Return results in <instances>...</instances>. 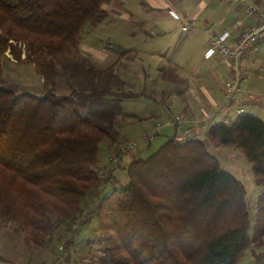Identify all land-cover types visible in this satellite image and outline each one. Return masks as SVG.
<instances>
[{
	"label": "trees",
	"instance_id": "1",
	"mask_svg": "<svg viewBox=\"0 0 264 264\" xmlns=\"http://www.w3.org/2000/svg\"><path fill=\"white\" fill-rule=\"evenodd\" d=\"M108 1L0 0V218L22 227L34 244L60 224L66 235L87 198L109 180L97 166L100 146L107 136L117 141V110L133 95L118 92L117 77L88 58L72 61L85 24L105 20ZM13 40L37 55L42 76L72 77V90L52 87L39 96L6 86L2 56ZM82 107L107 112L89 117ZM219 146L239 150L263 186L253 237L245 185L209 151ZM127 176V185L97 197L79 227L96 220L99 264H237L251 243H263L264 121L253 114L212 124L206 141L172 137L135 158ZM77 233L62 242L65 264Z\"/></svg>",
	"mask_w": 264,
	"mask_h": 264
},
{
	"label": "crops",
	"instance_id": "2",
	"mask_svg": "<svg viewBox=\"0 0 264 264\" xmlns=\"http://www.w3.org/2000/svg\"><path fill=\"white\" fill-rule=\"evenodd\" d=\"M148 1L153 5L148 9L143 7V0H109L104 3L107 18L134 20L135 27L121 33L128 37L129 44L121 46L122 51L117 56L87 44L83 53L93 60L100 58L101 68L112 69L113 75L117 77V81L112 82L114 88L118 92L133 95L123 97V101L143 98L153 101L155 106L151 118L168 121L173 116L188 119L202 117L208 110L224 103L226 85L234 73L229 61L219 55H206L211 33L229 31V41L232 42L242 29L260 20L258 12L264 11V0L230 3L222 0ZM244 2L254 5L258 12L247 16ZM171 11L178 13L180 19H175ZM238 20L242 21V25L237 24ZM166 23L171 24L169 28ZM179 28L186 30V33L179 34ZM240 67V92L229 106L228 114L234 119L242 113H250L264 121V40L259 43L258 50L247 51L241 58ZM120 68H123L122 72ZM133 75L137 80L128 82L127 76ZM146 115H134V119L146 123ZM212 124V119L197 124L190 137H207ZM162 129L166 140L172 137L184 139L174 125H164ZM155 133L162 134L161 131ZM124 139L118 137L116 142H109L111 154L106 162L97 164L99 168L107 167ZM132 153L131 162L141 156L137 150ZM121 168L127 172V164ZM119 181L116 173L100 188V193L110 184L118 186ZM99 195V191L91 193L87 201Z\"/></svg>",
	"mask_w": 264,
	"mask_h": 264
},
{
	"label": "rangeland",
	"instance_id": "3",
	"mask_svg": "<svg viewBox=\"0 0 264 264\" xmlns=\"http://www.w3.org/2000/svg\"><path fill=\"white\" fill-rule=\"evenodd\" d=\"M143 7L149 8L153 6L148 0H143ZM164 8L163 6H157ZM129 21V22H127ZM134 20H124L119 18H107L100 23L93 25L91 22L85 24L81 34L79 35V44L74 49L73 60L77 62L83 57L88 58L96 67L103 69L105 72L112 73V69L101 68L100 58L91 59L83 53L85 45H95L100 50H108L112 55L117 56L122 51L123 45L129 44L128 37H124L121 33L125 29L134 28ZM170 27V23H166ZM138 27V26H136ZM179 34L186 33V30H181ZM109 42V43H108ZM87 54V53H86ZM89 54V53H88ZM37 55H29L28 47L22 41H10L6 52L2 56L4 68V84L14 87L17 93L28 92L42 96L47 90L54 87L59 94H68L72 89V77L60 75L55 78V81L48 77L42 76L37 68ZM58 69L62 68L57 64ZM123 68H120L122 72ZM128 82L136 81V77L127 76ZM113 82V81H112ZM75 85V84H73ZM114 87V85H112ZM131 87V86H129ZM123 102V103H122ZM120 102V108L117 110V118L122 121L118 127V137L131 138L136 140L138 145L135 150L139 151L140 157H147L157 150L164 142L165 136L163 127L159 130L162 134L153 133V138L150 143L144 139V135L150 131L154 132V127L157 123H165L166 119L157 120L151 118V113L154 112L153 101L146 99H128ZM115 104V103H114ZM118 107V106H117ZM86 110V111H84ZM96 113L84 109H80L85 116L92 117L93 114H102L107 112L97 108ZM91 111V113L89 112ZM147 114V122L135 120L134 115L142 116ZM200 139L206 141L207 137L202 136ZM111 137H105L101 143L98 154L97 164L106 162L111 154ZM209 151L220 162L223 169L239 179L246 188L247 204L250 213L251 228L250 234L253 237L254 228L259 217V198L263 192V186L259 185L252 172V165L246 157L233 147H210ZM134 151L127 152L123 155V161L120 168L117 170V177L120 180L118 186L113 184L108 185L100 193V196L108 194L115 188H122L128 184L127 172L123 167H128V163L133 157ZM117 152H114L116 154ZM113 156V155H112ZM134 160V159H133ZM64 228L66 224H60L54 229L53 233L46 238L42 243H32L27 235V232L16 223L4 218H0V264H53L58 255H61L62 239L65 236ZM97 222L92 219L90 222L82 225L77 233L76 240L70 248L72 253V262L70 264H99V258L103 254L102 243L98 234ZM237 264H264V237L263 243H251L250 246L240 256Z\"/></svg>",
	"mask_w": 264,
	"mask_h": 264
},
{
	"label": "built area",
	"instance_id": "4",
	"mask_svg": "<svg viewBox=\"0 0 264 264\" xmlns=\"http://www.w3.org/2000/svg\"><path fill=\"white\" fill-rule=\"evenodd\" d=\"M224 2H238L244 0H222ZM245 14L250 16L258 12L257 8L251 3L244 2ZM175 19H180V15L175 11L170 12ZM260 15V20L250 27L242 29L240 34L231 42L229 41L231 33L229 31L223 32H213L210 35L209 47L207 50V56L219 55L223 59L229 61L234 67V73L232 79L226 85L225 101L222 105L216 106L210 109L206 114L197 119H188L184 116L182 117H171L165 123H157L154 127V132L150 131L144 135V139L149 143L152 141L153 133L159 131L164 125H174L176 126L182 137H190L192 135L193 129L197 124H204L207 119H212L215 123H225L228 124L232 120L228 114V108L235 101V96L240 92V81L242 79L240 61L241 58L249 50H258L259 43L264 40V11L258 12ZM238 25H242V21H237ZM187 29V27H184ZM263 68H261L262 70ZM183 127V128H181ZM138 145L136 140L131 138H126L121 143L119 150L114 154L107 165L106 168L100 170V175L103 182L106 179L113 177L116 171L120 168L123 155L127 152L134 151ZM97 206V197L90 201L81 211V215L73 222L72 226L68 229L67 234L63 237L62 242L66 244L71 241L77 231L79 230L81 221L86 217L88 212L95 209ZM53 264H65V252L59 255Z\"/></svg>",
	"mask_w": 264,
	"mask_h": 264
}]
</instances>
